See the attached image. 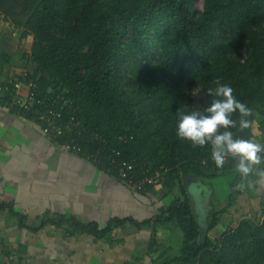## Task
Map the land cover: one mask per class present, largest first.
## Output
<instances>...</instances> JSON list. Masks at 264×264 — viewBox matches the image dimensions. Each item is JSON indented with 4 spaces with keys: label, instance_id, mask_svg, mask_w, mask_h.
<instances>
[{
    "label": "trees",
    "instance_id": "trees-1",
    "mask_svg": "<svg viewBox=\"0 0 264 264\" xmlns=\"http://www.w3.org/2000/svg\"><path fill=\"white\" fill-rule=\"evenodd\" d=\"M1 18L33 36L26 55L38 96L63 94L77 108L72 134L55 141L74 136L93 151L106 138L135 161L138 176L168 167L162 184L179 195L156 221L178 224L184 242L180 254L158 264H264V200L255 215L212 234L257 190L255 177L242 181L231 157L217 168L210 145L193 147L176 135L178 111H203L204 91L219 82L252 109L251 128L230 129L251 139L257 113L264 116V0H203L202 6L197 0H0ZM194 87L201 105L193 101ZM38 107L19 111L30 117ZM189 173L213 185L204 238L186 188ZM242 182L244 191L236 188ZM129 219L114 218L105 230Z\"/></svg>",
    "mask_w": 264,
    "mask_h": 264
},
{
    "label": "crops",
    "instance_id": "crops-1",
    "mask_svg": "<svg viewBox=\"0 0 264 264\" xmlns=\"http://www.w3.org/2000/svg\"><path fill=\"white\" fill-rule=\"evenodd\" d=\"M4 61L0 79L19 72ZM263 120L257 113L251 136L257 143L264 141ZM42 124L0 106V264H158L178 255L171 244L177 224L156 220L179 191L164 184L134 190L65 150ZM263 200L258 185L224 220L255 215ZM114 218L130 219L105 230Z\"/></svg>",
    "mask_w": 264,
    "mask_h": 264
},
{
    "label": "clouds",
    "instance_id": "clouds-1",
    "mask_svg": "<svg viewBox=\"0 0 264 264\" xmlns=\"http://www.w3.org/2000/svg\"><path fill=\"white\" fill-rule=\"evenodd\" d=\"M233 93L232 87L219 82L216 87L207 88L204 91L207 106L203 111H178L176 135L181 140L190 141L193 147L210 145L211 158L217 168H223L229 157L235 159L236 171L242 181L254 176L255 184L264 187V167H260L264 164V145L237 137L230 130L238 125L243 131L253 125L248 119L253 115L252 109L238 101ZM236 113L239 114L238 120L233 119ZM245 187L243 182L236 185L240 191Z\"/></svg>",
    "mask_w": 264,
    "mask_h": 264
},
{
    "label": "built area",
    "instance_id": "built-area-1",
    "mask_svg": "<svg viewBox=\"0 0 264 264\" xmlns=\"http://www.w3.org/2000/svg\"><path fill=\"white\" fill-rule=\"evenodd\" d=\"M35 87L36 82L28 69L23 70L19 76H8L5 79H0V106L7 104L11 108L23 109L27 113L35 105H38L39 107L35 109L30 118L36 123L43 122L41 128L46 134L50 136L72 134L78 118L75 114L77 108L74 107L72 110V100L63 94H58L54 99L47 100L38 96ZM69 109L71 111L68 114V119H66L65 115ZM94 135L101 138L97 133ZM101 139L103 147L93 151L77 141L74 136L62 146L69 152L80 154L92 160L102 166L106 172L117 175L134 190L140 191L148 185L162 184L168 167L162 165L152 170L146 168L141 171L142 175L138 176L135 161L128 159L122 148L115 146L106 138L102 137ZM121 139H124V136ZM56 141L60 143V141ZM260 144L264 145V141Z\"/></svg>",
    "mask_w": 264,
    "mask_h": 264
},
{
    "label": "rangeland",
    "instance_id": "rangeland-1",
    "mask_svg": "<svg viewBox=\"0 0 264 264\" xmlns=\"http://www.w3.org/2000/svg\"><path fill=\"white\" fill-rule=\"evenodd\" d=\"M198 5L202 6L203 0H197ZM22 30L18 27H13L9 22H6L4 19H0V58L1 60H6L1 63L4 64L7 68L13 67V70L22 71V69L26 68L28 70L32 69V62L26 55V53L30 50L33 44L32 36L21 35ZM8 61V62H7ZM7 64V65H6ZM23 66V67H22ZM25 66V67H24ZM30 68V69H29ZM193 101L199 105H201L199 98L201 97V91L199 87H194L193 89ZM263 142V141H262ZM205 184L201 186V189H205ZM195 190H198V186L195 187ZM200 198V197H199ZM228 214L224 215V218L227 217ZM230 217V216H229ZM237 214L235 216H231L225 220V224H221L215 227L212 230L213 236H219L228 226L235 225L239 220ZM184 242V231L177 224L173 229L172 235V245L175 247L173 250L174 254H180L182 250V245Z\"/></svg>",
    "mask_w": 264,
    "mask_h": 264
},
{
    "label": "water",
    "instance_id": "water-1",
    "mask_svg": "<svg viewBox=\"0 0 264 264\" xmlns=\"http://www.w3.org/2000/svg\"><path fill=\"white\" fill-rule=\"evenodd\" d=\"M185 183L191 205L200 223L201 237L204 238L207 235L209 228L207 214L211 207L209 199L210 193L213 189V185H206V187H204V190L201 189V186H203L201 179L193 175L192 173H189L185 177ZM196 186H198V190H195Z\"/></svg>",
    "mask_w": 264,
    "mask_h": 264
}]
</instances>
